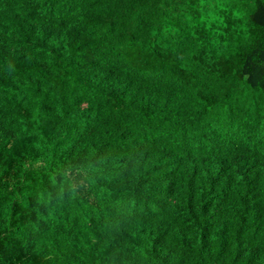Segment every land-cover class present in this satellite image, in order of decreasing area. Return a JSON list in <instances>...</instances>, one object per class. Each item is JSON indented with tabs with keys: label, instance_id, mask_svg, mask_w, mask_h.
Instances as JSON below:
<instances>
[{
	"label": "trees",
	"instance_id": "1",
	"mask_svg": "<svg viewBox=\"0 0 264 264\" xmlns=\"http://www.w3.org/2000/svg\"><path fill=\"white\" fill-rule=\"evenodd\" d=\"M0 264H264V0H0Z\"/></svg>",
	"mask_w": 264,
	"mask_h": 264
}]
</instances>
